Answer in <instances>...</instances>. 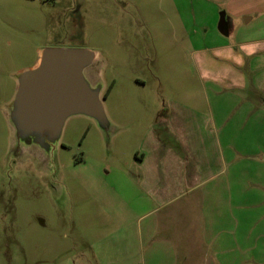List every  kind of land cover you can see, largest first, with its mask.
<instances>
[{
	"label": "rangeland",
	"instance_id": "rangeland-1",
	"mask_svg": "<svg viewBox=\"0 0 264 264\" xmlns=\"http://www.w3.org/2000/svg\"><path fill=\"white\" fill-rule=\"evenodd\" d=\"M226 5L0 0V264H216L211 237L218 236L222 246L225 228H235L234 264H258L254 253L242 248L241 229L247 226L241 217L264 199V151L246 160L235 145L247 123L245 101L260 97L247 78L245 86L234 81L214 51L200 50L213 43L211 30ZM238 35L264 36V14ZM47 48L96 52L111 123L105 131L88 116L69 118L51 161L20 151L10 117L20 74ZM252 126L264 149L263 115L254 117ZM157 154L155 185L140 182L137 175ZM145 155L149 165L136 169L135 183L126 180L118 168L129 173L133 159L138 163ZM166 161L180 163L169 176L182 174L189 192L172 206L159 207ZM195 175L207 181L190 185ZM142 195L151 199L147 212L155 204L159 208L138 228L131 208ZM256 220L251 228H264V216L258 225ZM147 223L154 228H145ZM196 228H214L208 243L195 240Z\"/></svg>",
	"mask_w": 264,
	"mask_h": 264
},
{
	"label": "crops",
	"instance_id": "crops-1",
	"mask_svg": "<svg viewBox=\"0 0 264 264\" xmlns=\"http://www.w3.org/2000/svg\"><path fill=\"white\" fill-rule=\"evenodd\" d=\"M231 1H220L215 0L216 4L219 8H222L221 5L227 4V10L222 11L221 13V19L218 21L217 25L215 27L213 26V29L211 30V36L214 37L213 43L211 45H208L207 47L200 48L201 51L205 50H211L214 51L217 55L215 60L219 63L225 62L226 67L228 68L229 75H234L235 78L234 81L239 82L240 85L245 86V78L251 83V87L255 90L256 94L260 97V101L257 100H246L245 104L249 107L248 111L249 114L247 118H244V123H246L245 130L237 133L238 137H240L241 143L238 145H235V152L238 150V152L241 155L242 159H249V156H252V153H258L264 151V149L260 148L261 145L258 144L256 137L258 136L253 131L252 126V120L256 116H262L264 117V106H262L261 99L264 97V36L258 37V38H252V37H241L239 36V32L241 31V28L246 26H251L255 21L257 22L260 20V17L264 14V12L260 10H264V0H233ZM222 14H224V21L222 23ZM250 16V17H247ZM262 19V18H261ZM39 61V58L37 59L35 66L37 65ZM246 74V77H245ZM229 77L228 82L233 84V81H231V78ZM243 81V83H242ZM257 102L259 103V106H256ZM262 122V120H261ZM264 133V132H263ZM236 137V133H233ZM234 139V136H232ZM264 138L263 134L260 135L259 139ZM263 139L261 140V142ZM167 155H165L166 157ZM137 158V157H135ZM146 155L140 160V162L136 163L135 159L132 161V167L131 171L129 173H124L120 168V174L125 176L126 180L135 183V181H132L133 175L135 176L136 169H140V166H147L149 165V162H147ZM151 159L155 160L153 164H151L150 167L142 169L141 174H138L137 177L140 180V182H144L146 184H149L151 182V186L155 185L156 182V176L159 174V158L160 154H157L156 156H150ZM236 161V156L234 157ZM180 163L173 164L172 162H162L161 163V171L164 174H167L165 176V179L163 181V188L161 189L162 194V205H173L174 202L177 200H180L184 197V194L189 192L188 186L186 184V180L183 177L182 174H175L172 178V169H174L176 166ZM138 166V167H137ZM177 168V167H176ZM180 168V167H178ZM133 172V173H132ZM180 173V172H179ZM213 177V176H212ZM175 181H174V180ZM173 180V181H172ZM177 181V183H176ZM207 180H201L199 176L195 175L192 182V184H199L204 183ZM177 184L179 189L174 188L173 183ZM157 189H159L157 186L155 188L153 187V191L157 192ZM175 191H174V190ZM147 194V193H146ZM147 200H150V197L148 196H139L136 197L134 200V203L132 205V212L136 213L137 222H138V228H141L140 224H142V219L147 217L152 212L157 213V209L159 208L157 204H155V208L153 210L148 209L150 211H146V206L148 205ZM261 204V206H260ZM259 205V207H258ZM187 206V205H185ZM256 208L253 212V206L252 204L249 205L248 209L244 212V218H242L243 223L247 226L245 228L241 229V232L244 235V241H243V249H250L253 255H250L258 260V264H264V247L260 249L261 244H264V228H251L252 220L253 218H257L259 222L256 220V225L261 223V218L264 216V199L257 201L255 204ZM144 207V210H143ZM142 211L146 213H142ZM127 214V212H123V216ZM169 215H173V211L168 212ZM235 215V213H234ZM250 221V225H249ZM160 226V222L155 221L154 225ZM188 230H191L189 228ZM186 226L178 227V228H187ZM149 223L146 224L145 228H154L149 227ZM159 228H162L161 226ZM226 230H218V232H223L226 236L225 240H222L224 242L221 246L219 242H221L217 237H211L212 245H210V248L213 249V256H210L213 263L216 264H234L233 254L231 253V250H235L236 245V238H235V228H225ZM231 229V231H230ZM214 228H196L194 230V238L196 241H199L202 243H208L209 242V232H213ZM206 234V236H204ZM205 237V238H204ZM230 237H232V241L230 242ZM248 237V238H247ZM247 238V240H246ZM221 246V247H220ZM262 250L261 252L252 251V250ZM235 257V256H234ZM240 264H244L243 261H240Z\"/></svg>",
	"mask_w": 264,
	"mask_h": 264
},
{
	"label": "water",
	"instance_id": "water-1",
	"mask_svg": "<svg viewBox=\"0 0 264 264\" xmlns=\"http://www.w3.org/2000/svg\"><path fill=\"white\" fill-rule=\"evenodd\" d=\"M96 60V52L90 49L47 48L36 66L20 74L10 106L20 151L51 161L73 116L93 118L105 131L111 128Z\"/></svg>",
	"mask_w": 264,
	"mask_h": 264
},
{
	"label": "trees",
	"instance_id": "trees-1",
	"mask_svg": "<svg viewBox=\"0 0 264 264\" xmlns=\"http://www.w3.org/2000/svg\"><path fill=\"white\" fill-rule=\"evenodd\" d=\"M109 93V90H107L106 94L104 96H107V94Z\"/></svg>",
	"mask_w": 264,
	"mask_h": 264
},
{
	"label": "flooded vegetation",
	"instance_id": "flooded-vegetation-1",
	"mask_svg": "<svg viewBox=\"0 0 264 264\" xmlns=\"http://www.w3.org/2000/svg\"><path fill=\"white\" fill-rule=\"evenodd\" d=\"M103 97H105V96H103Z\"/></svg>",
	"mask_w": 264,
	"mask_h": 264
}]
</instances>
